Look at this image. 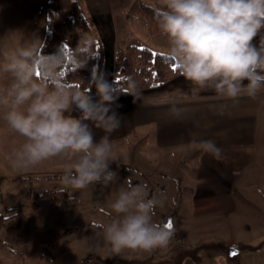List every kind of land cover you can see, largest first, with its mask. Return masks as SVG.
I'll use <instances>...</instances> for the list:
<instances>
[{
    "label": "crops",
    "instance_id": "0c3cea01",
    "mask_svg": "<svg viewBox=\"0 0 264 264\" xmlns=\"http://www.w3.org/2000/svg\"><path fill=\"white\" fill-rule=\"evenodd\" d=\"M133 1L76 0L104 49L94 99L77 102L70 86L50 85L38 74L48 0H0V148H15L17 123L33 118V134L50 153L151 127L156 149L175 152L176 169L164 176L179 183L176 194L190 204L191 223L184 232L172 224L171 232L197 235L190 247L215 234L228 246L220 257L230 261L241 245L264 238V78L249 72L264 60V0H140L201 26L183 28L166 43V50L189 60L187 67L162 84L113 94L115 51L131 35L125 11ZM138 24L139 33L141 19ZM250 232L246 240L242 235Z\"/></svg>",
    "mask_w": 264,
    "mask_h": 264
},
{
    "label": "rangeland",
    "instance_id": "374dc122",
    "mask_svg": "<svg viewBox=\"0 0 264 264\" xmlns=\"http://www.w3.org/2000/svg\"><path fill=\"white\" fill-rule=\"evenodd\" d=\"M139 19L130 22L131 35L123 47L145 44L169 52L166 43L171 41L165 33H147L143 21L141 31L135 30L140 28ZM35 125L34 118L19 121L14 128L17 146L0 148V213L22 204L25 219L17 233L0 228L5 243L0 248L2 264H264V238L255 241L256 248L250 247L254 241L241 245L243 251L229 261L220 257L228 246L219 244L215 234L205 233L206 242L190 247L188 242L197 235L182 238L179 232L162 227L169 217L183 228L191 223L190 204L176 194L179 183L164 176L176 169L175 152L156 149L151 127L110 142L50 153L33 134ZM74 173L78 177L71 179ZM54 188L68 190L76 206L57 208L49 196L35 194ZM30 189L35 193L29 195ZM56 221L76 230L58 238L47 254L38 235ZM163 229L165 240L158 249ZM242 236L250 240L253 235Z\"/></svg>",
    "mask_w": 264,
    "mask_h": 264
},
{
    "label": "trees",
    "instance_id": "16d2710c",
    "mask_svg": "<svg viewBox=\"0 0 264 264\" xmlns=\"http://www.w3.org/2000/svg\"><path fill=\"white\" fill-rule=\"evenodd\" d=\"M259 9L264 11V3ZM129 22L142 18L147 33H165L168 39L174 37L183 28L198 29L200 23L190 16H179L169 10L157 9L140 0H134L125 11ZM189 64V60L172 52L152 50L148 45H119L114 56V74L111 80L113 94H126L139 89L142 85H158L167 81ZM104 65V49L95 36L92 24L82 14L76 0H48L47 27L44 41L39 50L37 70L40 78L54 86H73L75 101L88 102L94 99L100 84ZM249 72L253 76L264 78V60L254 61ZM77 173L70 178L77 177ZM67 175H59L63 178ZM22 178V177H18ZM30 180V177H28ZM29 195L34 189L28 190ZM42 195L54 202L57 208L76 206V200L68 190L54 188L44 190ZM33 204H37L36 201ZM0 213V228L17 233L25 226L22 204L6 209ZM76 227L56 221L38 238L49 247L56 244L58 238L74 234ZM165 240L162 235L158 249ZM5 243L0 239V248ZM0 264H2L0 260ZM100 264V263H94Z\"/></svg>",
    "mask_w": 264,
    "mask_h": 264
},
{
    "label": "water",
    "instance_id": "95a60500",
    "mask_svg": "<svg viewBox=\"0 0 264 264\" xmlns=\"http://www.w3.org/2000/svg\"><path fill=\"white\" fill-rule=\"evenodd\" d=\"M163 227L165 229H168V230L171 229L172 223H171V218L170 217L164 222Z\"/></svg>",
    "mask_w": 264,
    "mask_h": 264
}]
</instances>
